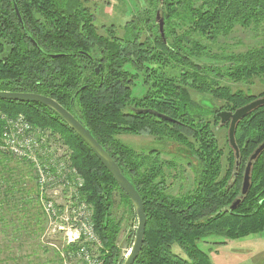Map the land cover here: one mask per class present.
I'll list each match as a JSON object with an SVG mask.
<instances>
[{
  "label": "trees",
  "instance_id": "obj_1",
  "mask_svg": "<svg viewBox=\"0 0 264 264\" xmlns=\"http://www.w3.org/2000/svg\"><path fill=\"white\" fill-rule=\"evenodd\" d=\"M16 1L24 26L14 0L0 2V91L55 99L91 131L135 185L147 226L134 264H211L198 246L201 239L264 232V151L253 162L250 188L242 195L245 168L264 142V105L236 126L239 157L228 133L225 147L216 135L217 128L229 129L221 125L220 111L234 112L264 97V92L223 83L263 79L264 41L245 52L219 55L229 62L222 66L195 60L209 55L237 27L263 30L264 0H137L141 10L122 34L115 25L101 33L86 0ZM0 112L23 113L33 125L59 134L84 177L82 197L93 210L103 246L98 256L103 264H122L117 244L121 220L113 214L116 195L136 213L109 170L52 108L0 99ZM123 134L152 136L154 145L137 150L119 138ZM180 161L192 167L195 183L188 192L173 195L167 191L166 170H176ZM23 163L0 152V235L19 247L37 243L46 224L38 188ZM239 198L241 203L229 210ZM175 244L185 256L174 252Z\"/></svg>",
  "mask_w": 264,
  "mask_h": 264
},
{
  "label": "rangeland",
  "instance_id": "obj_2",
  "mask_svg": "<svg viewBox=\"0 0 264 264\" xmlns=\"http://www.w3.org/2000/svg\"><path fill=\"white\" fill-rule=\"evenodd\" d=\"M85 4L95 17L96 25L99 27L101 33L105 32L106 27L115 25L119 34H122L124 32L123 27H125L126 24L132 20L136 12L141 10L140 4L137 0H86ZM144 10L145 9L143 8V11ZM263 41L264 29L256 30L245 27H237L231 34L223 35L221 37L220 41L211 49V55H205L200 59L195 60L202 65L211 64L222 66L228 64L229 62L222 58H216L220 57L219 55L227 56L232 53L245 52L250 47L261 46ZM213 53L214 55H212ZM223 83L230 84L234 89H250L249 91L253 94L264 92V77L262 80L255 79L253 84L234 83L227 80ZM194 97L196 98V95ZM36 127L38 126L36 125ZM44 130L50 134L53 141H55L58 145H62L69 152L68 155H71V151L60 139L59 134H53L51 130ZM227 133L228 130L226 128L216 129V135L219 139L220 145L223 147H225V138ZM119 138L137 150L154 145L153 137L148 135L123 134L120 135ZM62 154L63 152L61 155ZM8 155L13 159L24 162L23 166H27L29 168V176L32 178L31 182H33L38 188L39 200L40 187L36 182L37 179L33 173L31 163L27 160L17 158L12 154ZM164 157L171 158L172 155L165 154ZM76 169L78 170L77 167ZM79 173L81 174L80 171ZM166 174L168 175L167 182L169 184L167 191L173 195L186 193L194 187L195 173L186 161H180L176 170H172L170 172L166 170ZM48 194L58 202H63L66 200L67 192L62 188H57L50 190ZM40 205L43 215L46 218V231L44 230L43 234H41L38 238L37 243H32L22 247H19L14 243L10 244L4 235H0V264H65L64 258L59 251V249H61L64 245L65 240L59 231L62 230L61 228H64V226L69 225L70 222L67 218L48 216L41 203ZM113 214L117 220H121V228L117 238V244L120 248V258L123 259L132 247L137 228V217L133 216L129 212V209L122 205L119 195H116V204ZM48 230L51 231L48 232ZM64 232L65 231L63 230L62 234L65 237ZM43 245L45 247L47 246L49 249L43 247ZM198 246L201 250L208 254L211 264H264V232L253 233L235 239L223 235H212L198 241ZM93 247L94 253L99 255L100 249L103 246L100 245L99 242V246L97 244V246ZM53 250L59 254L61 263L59 259L55 258ZM173 250L174 252L185 256V253L177 244L173 246ZM10 255L13 259L9 258ZM67 264L82 263L72 260L68 261Z\"/></svg>",
  "mask_w": 264,
  "mask_h": 264
},
{
  "label": "built area",
  "instance_id": "obj_3",
  "mask_svg": "<svg viewBox=\"0 0 264 264\" xmlns=\"http://www.w3.org/2000/svg\"><path fill=\"white\" fill-rule=\"evenodd\" d=\"M0 119L3 121L0 152L29 161L40 187L39 200L47 215L67 218L70 222L59 231L65 240L59 249L65 264L72 260L82 264H103L102 259L94 253L93 246H99L100 239L92 219L93 210L82 197L85 182L72 165L67 150L53 141L46 130L34 126L22 113L9 116L0 112ZM57 188L67 192L65 201L58 202L49 196V191ZM70 244L78 246L75 250H67L66 246Z\"/></svg>",
  "mask_w": 264,
  "mask_h": 264
},
{
  "label": "water",
  "instance_id": "obj_4",
  "mask_svg": "<svg viewBox=\"0 0 264 264\" xmlns=\"http://www.w3.org/2000/svg\"><path fill=\"white\" fill-rule=\"evenodd\" d=\"M1 2V0H0ZM14 9L19 19V22L24 26V21L19 10L17 1L14 0ZM157 20L160 24V30H163V20L160 17V13L157 15ZM31 41L37 45V42L30 36ZM84 53V52H83ZM87 54V53H84ZM63 54H51L52 57H58ZM102 64H99L96 68V71L99 72ZM0 99L5 100H15L21 102H38L44 104L54 111H56L66 123L79 135L80 138L89 146L93 153L99 158L103 165L109 170L113 175L117 184L120 188L128 195L130 201L133 204L136 217H137V228L135 233V238L133 240L132 247L129 249L128 254L126 255L122 264H134L139 253L142 249L146 226H147V214L145 210V205L143 198L135 185L128 179L122 172L121 168L117 162L112 158L108 151L96 140L92 135L91 131L75 116V114L62 106L55 99L37 94V93H27V92H12V91H0ZM264 105V97L258 98L253 102L237 109L234 112L231 111H220L218 116L220 117L221 125H224L230 122L228 136L231 147L236 151V156L239 157V148L235 140V130L238 122L244 118L248 113L255 110L259 106ZM264 151V142L255 150L252 154L250 161L246 167L242 195H246L250 188L251 181V171L253 162L258 158V156ZM242 199H237L229 208V210H234L240 203Z\"/></svg>",
  "mask_w": 264,
  "mask_h": 264
},
{
  "label": "flooded vegetation",
  "instance_id": "obj_5",
  "mask_svg": "<svg viewBox=\"0 0 264 264\" xmlns=\"http://www.w3.org/2000/svg\"><path fill=\"white\" fill-rule=\"evenodd\" d=\"M226 124H229V126H230V122H228V123H226ZM229 130V129H228ZM247 167V166H246ZM245 170H246V168H245ZM244 175H245V171H244V173H243V180H244ZM242 187H243V182H242Z\"/></svg>",
  "mask_w": 264,
  "mask_h": 264
}]
</instances>
